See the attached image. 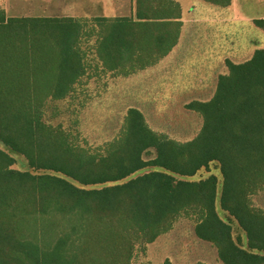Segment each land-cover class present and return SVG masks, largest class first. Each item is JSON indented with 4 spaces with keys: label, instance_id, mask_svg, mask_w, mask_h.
Returning a JSON list of instances; mask_svg holds the SVG:
<instances>
[{
    "label": "trees",
    "instance_id": "16d2710c",
    "mask_svg": "<svg viewBox=\"0 0 264 264\" xmlns=\"http://www.w3.org/2000/svg\"><path fill=\"white\" fill-rule=\"evenodd\" d=\"M179 16L174 0H136V20L97 17V58L126 74L152 64L175 43ZM254 23L264 30V19ZM81 29L73 17H6L0 9V143L29 167L65 176L12 169L13 158L0 148V264H122L137 240L153 241L184 210L196 213L195 235L214 245L223 264H264V255L235 243L218 216L215 176L172 175L191 176L217 161L221 208L244 231L247 247L264 252V211L250 202L264 189V48L241 63L226 60L212 97L186 105L202 118L190 141L157 134L130 107L100 153L70 144L61 127L41 117L44 101L66 96L85 69ZM147 148L156 152L148 162ZM145 166L163 170L116 183ZM68 179L113 184L84 188Z\"/></svg>",
    "mask_w": 264,
    "mask_h": 264
},
{
    "label": "rangeland",
    "instance_id": "374dc122",
    "mask_svg": "<svg viewBox=\"0 0 264 264\" xmlns=\"http://www.w3.org/2000/svg\"><path fill=\"white\" fill-rule=\"evenodd\" d=\"M48 6L43 12L44 16L73 15L82 23L78 47L84 57L85 69L72 84L70 92L66 96L59 99L48 98L44 101L41 117L46 124L61 127L66 132L67 141L70 144L89 148V150H99L100 153L107 143L119 135L125 113L130 107H135L142 112L147 126L152 131L171 140L185 143L197 135L202 124V118L199 113L188 109L186 105L192 101H207L212 97L217 77L228 72L224 62L220 61L219 64H215L212 61L213 64L208 66L206 71H180L177 73L181 78L180 81L173 80L169 83L178 82L181 84L178 90L174 89V92L169 94L170 96L161 95L152 98L149 97L152 89H149L147 85L153 81L159 82L163 76L161 71H158L159 66L147 69L145 67L136 68L132 69L135 70L134 72L126 74L127 71L123 69L119 72L108 69L97 58L96 47L100 32L95 26L96 17L94 15L99 14V10L90 9L88 16L83 17L80 15L82 5L81 3L78 4L76 0H52ZM1 8L7 9L8 14L13 15L35 16L37 14L33 0H23L18 3L15 0H0ZM254 35L250 33L249 40H243L240 35L234 36L230 33L224 37L223 50L227 49L226 46L230 42L234 43L235 50L245 47L246 50H250L252 48L251 43L255 46H263L264 39ZM190 39L187 41V45L192 44L196 47L198 42L196 37L191 36ZM258 48H264V46ZM191 49L194 50L192 46ZM150 50L147 57L154 60L155 50ZM237 59L238 57L233 58V60ZM193 67L196 69L200 66L194 65ZM165 83L168 84V82ZM156 90L153 92H157ZM179 90L180 92H178ZM0 148L8 152L13 158L12 169L29 170L33 174H52L65 177L51 170L31 168L21 155L12 152L1 143ZM155 154L154 148H147L142 152V158L148 162L155 157ZM162 170L157 166H145L116 183L125 182L145 172ZM172 175L176 179L188 181L202 180L209 175L215 176V205L218 216L230 226L232 237L239 247L264 255V252L252 251L247 247L244 231L237 221L221 208L219 197L222 175L217 161L209 162L207 167L198 169L191 176ZM68 180L84 188L113 184L83 186L71 179ZM250 202L255 209L264 211V189L251 195ZM196 218L195 212L191 210L182 211L174 218L170 229L159 234L153 241L137 240L134 243L131 257L122 264H163L165 260H169L171 264H223L217 257L214 245L195 235Z\"/></svg>",
    "mask_w": 264,
    "mask_h": 264
},
{
    "label": "crops",
    "instance_id": "0c3cea01",
    "mask_svg": "<svg viewBox=\"0 0 264 264\" xmlns=\"http://www.w3.org/2000/svg\"><path fill=\"white\" fill-rule=\"evenodd\" d=\"M20 1L23 0H15L16 3ZM51 1L33 0L37 14L29 17H51L43 14ZM174 1L180 9V16L176 20L180 22L178 36L166 54L152 64L145 66L146 69L159 66L158 71L163 74L159 82L148 83V88L152 89L149 97L170 96L169 94L174 92V89L178 90L181 87V84H178L181 78L177 73L180 71H206L211 64H219L220 61L225 63L226 60L241 63L250 59L256 48L264 46H255L251 43L252 48L250 50H246V47L235 50L234 43L230 42L226 46L227 49L223 50L224 37L230 35V33L234 36L240 35L243 40H249L250 33L258 36L257 38L264 39V30L254 23L255 20L264 19V0H229L227 3H215L210 0ZM76 2L82 5L80 15L83 17L88 16L90 9H97L100 13L94 15L96 18L128 17L136 20V0H76ZM1 9L4 10L6 17H28L8 14L7 9ZM63 17L75 18L73 15ZM191 36H195L196 41H198L196 47L192 44L189 45L190 47L187 45V41L191 40ZM191 46L194 50L191 49ZM234 57H238V59L233 60ZM212 61L214 62L212 63ZM194 65L200 67H196V69L198 68L196 70L193 67ZM173 80L178 82L169 84ZM165 82H168V84ZM154 90L157 92H153Z\"/></svg>",
    "mask_w": 264,
    "mask_h": 264
}]
</instances>
